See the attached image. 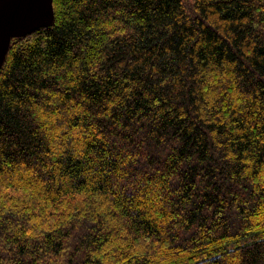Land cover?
<instances>
[{"label":"trees","instance_id":"obj_1","mask_svg":"<svg viewBox=\"0 0 264 264\" xmlns=\"http://www.w3.org/2000/svg\"><path fill=\"white\" fill-rule=\"evenodd\" d=\"M0 70V264H264V0H53Z\"/></svg>","mask_w":264,"mask_h":264},{"label":"water","instance_id":"obj_2","mask_svg":"<svg viewBox=\"0 0 264 264\" xmlns=\"http://www.w3.org/2000/svg\"><path fill=\"white\" fill-rule=\"evenodd\" d=\"M53 0H0V70L13 39L53 25Z\"/></svg>","mask_w":264,"mask_h":264}]
</instances>
